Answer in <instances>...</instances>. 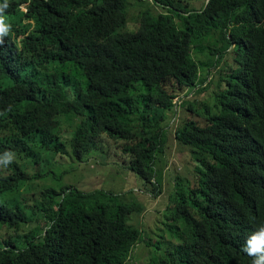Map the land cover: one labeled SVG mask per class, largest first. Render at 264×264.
I'll return each mask as SVG.
<instances>
[{"label": "trees", "instance_id": "obj_1", "mask_svg": "<svg viewBox=\"0 0 264 264\" xmlns=\"http://www.w3.org/2000/svg\"><path fill=\"white\" fill-rule=\"evenodd\" d=\"M154 1L168 12L143 11L128 31L126 0H0V264H127L142 240L135 203L28 174L32 145L65 155L57 132L73 121L75 160L105 139L106 164L155 196L172 132L189 151L192 176L176 178L164 212L170 245L152 264H253L242 247L264 225V0ZM205 49L208 74L232 64L216 73L213 110L186 96L179 120L174 100L207 82L192 58ZM25 185L26 203L2 200Z\"/></svg>", "mask_w": 264, "mask_h": 264}, {"label": "rangeland", "instance_id": "obj_2", "mask_svg": "<svg viewBox=\"0 0 264 264\" xmlns=\"http://www.w3.org/2000/svg\"><path fill=\"white\" fill-rule=\"evenodd\" d=\"M126 1L129 14L126 28L128 31H133L136 28L139 15L143 11L147 10L154 14H166L168 12V9H165L163 5L156 3L154 0ZM196 2H199L196 7L200 9V1L196 0ZM32 23L36 25V22L33 21ZM175 25L179 30L184 29V26L181 25L178 19H176ZM192 58L197 64L203 65V68L200 69L199 76L200 79H206L207 82L202 87L188 91L186 94L174 100V104L179 111L177 117L179 120L185 118L187 105L184 106L182 99L186 96L187 100L193 101L196 107L204 105L213 110L214 100L212 99V95L217 88L216 73L222 72L223 68L226 69L232 64L231 59L226 56L221 64L223 68L219 67L217 71L208 74L210 67H207V64L211 62L212 58L209 57L207 49L201 54L192 51ZM208 86L209 88L207 89ZM199 115L201 117L203 112L200 111ZM158 116L159 113H157ZM61 126L57 135L59 142L64 146L63 150L65 155L60 156L57 154L51 156L49 153H43L37 146L32 145L33 151L35 154H38V164H34L33 166L29 165L27 172L31 176L36 172L41 174L39 182L34 181L35 185L38 183L42 187L53 186L55 189L70 186L84 191V193L101 191L103 194L107 193L108 195H112L115 199L119 197V202L121 203H135L137 208L129 215L128 219L130 225L141 231L142 240L134 247L127 264H152L155 258L154 252L157 243L161 242L162 251L164 252H166L170 245V234L169 232L163 231L164 217H166V213L164 212L170 202L178 196L180 187L177 185L176 178L186 180L192 176V161L189 151L174 140L172 132L168 137L163 154H159L155 160L156 179L161 185L160 195L155 196L149 190L143 188L142 182L136 176L123 169L120 165L116 163L106 164L104 153L107 150V146L111 148V144L105 139L103 140V145L97 151V155L90 157L86 162L79 163L71 155L70 149V142L72 140L71 131L75 127V121L68 128L67 123H61ZM25 192H27L26 185L21 188L19 187L15 192L5 193L2 200L13 203L12 201L21 200ZM25 200L23 198L20 203H24ZM40 223L45 225L43 222ZM1 245H3L2 240H0Z\"/></svg>", "mask_w": 264, "mask_h": 264}, {"label": "clouds", "instance_id": "obj_3", "mask_svg": "<svg viewBox=\"0 0 264 264\" xmlns=\"http://www.w3.org/2000/svg\"><path fill=\"white\" fill-rule=\"evenodd\" d=\"M6 3L4 8H6ZM6 31V26L3 23V17H0V33ZM242 251L249 256H254L253 264H264V225H262L256 232H254L246 241V245L242 247Z\"/></svg>", "mask_w": 264, "mask_h": 264}]
</instances>
